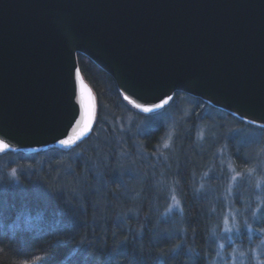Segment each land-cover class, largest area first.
I'll return each mask as SVG.
<instances>
[{"label":"water","instance_id":"1","mask_svg":"<svg viewBox=\"0 0 264 264\" xmlns=\"http://www.w3.org/2000/svg\"><path fill=\"white\" fill-rule=\"evenodd\" d=\"M78 56L141 113L183 94L264 129V0H0V152L89 137Z\"/></svg>","mask_w":264,"mask_h":264},{"label":"trees","instance_id":"2","mask_svg":"<svg viewBox=\"0 0 264 264\" xmlns=\"http://www.w3.org/2000/svg\"><path fill=\"white\" fill-rule=\"evenodd\" d=\"M77 61L95 105L89 137L35 154L0 152V264H208L220 216H214V204L197 202L192 193L209 171L219 177L217 157L192 175V165L184 163L187 156L179 154L182 162L156 148L164 127L154 122L186 103L190 112L180 119L190 142L197 119L208 111L213 126L229 123L263 136L264 129L183 94H175L162 114L132 112L109 76L86 58ZM116 122L124 123L123 132ZM142 124L145 131H140ZM177 137L174 131V154ZM226 138L230 147L218 146L214 152L229 150L230 156L221 157L238 171L256 167L233 155L240 150L239 135L230 132ZM166 168L173 178H161ZM151 169L158 172L152 175ZM178 169L181 176L175 179L172 172ZM124 171L138 176L136 187L127 186ZM172 195L179 212L167 213Z\"/></svg>","mask_w":264,"mask_h":264},{"label":"rangeland","instance_id":"3","mask_svg":"<svg viewBox=\"0 0 264 264\" xmlns=\"http://www.w3.org/2000/svg\"><path fill=\"white\" fill-rule=\"evenodd\" d=\"M185 104L172 107L157 118L156 123L154 122V124H162L164 127L163 135L156 148L171 151L172 156H179L182 162L183 159L180 155L187 156L184 163L192 165V175L199 173L212 159L217 157L215 164L219 177L216 176V173L209 171L203 177L206 182L199 186L196 193H192L197 202H205L210 207L214 204L218 212L214 216H220L218 229L214 230L212 235L214 253L208 264H264V150L261 149V145L264 144V136L248 134L247 131H242L229 123H217L213 126L212 112L208 111L197 119L199 125L193 129L194 141L190 142L187 135L188 130L184 127L185 122L180 119L190 112L189 105ZM129 110L139 112L132 106H129ZM164 111L165 109H162L159 113L162 114ZM128 123L130 124L131 121ZM123 124L116 122L118 132L125 130L126 127ZM140 127L142 129L140 131H145L143 130L144 124ZM174 131L178 134V141L175 144L176 154L173 153L170 146ZM230 132H235L241 139L240 150L238 148L232 151L233 155H237L245 162H252L251 164L256 167L251 166L238 171L226 158L227 155L230 156L229 150L224 152L215 150L214 152V148L218 146H222L224 149L225 146L230 147V142L226 138ZM166 142L167 147L164 146ZM168 157L170 161L174 160L171 155ZM182 162L181 166H183ZM180 169L172 172L175 179H178L179 175L181 176ZM157 172V169L156 171L151 169L152 175ZM168 172L169 168L161 171L163 174L161 178L168 180L172 177L168 175ZM122 177L128 180L126 184L129 188L139 184L138 176L129 171L122 172ZM135 193L139 194L140 192L136 191ZM173 197L172 195L170 198L167 213L179 212V204ZM162 228L165 229L163 226Z\"/></svg>","mask_w":264,"mask_h":264},{"label":"snow or ice","instance_id":"4","mask_svg":"<svg viewBox=\"0 0 264 264\" xmlns=\"http://www.w3.org/2000/svg\"><path fill=\"white\" fill-rule=\"evenodd\" d=\"M125 99L127 100L128 97H125ZM172 98L169 97L168 99H164L162 100L160 103H155V102H152V106H142L140 103H136L134 106L145 112V113H151V112H154L158 109H161V108H164L168 103L169 101L171 100ZM129 103H132V101H129ZM82 107H83V118H84V121H85V127L84 129L81 131V136H83L87 131H88V128L90 126V123L93 119V115H94V112H93V108L90 104H83L82 103ZM72 143V141L70 140H61L60 141V144L61 145H64V146H67V145H70ZM165 147L168 146L167 142L165 143L164 145ZM6 147V146H5ZM173 199H175V197H173Z\"/></svg>","mask_w":264,"mask_h":264}]
</instances>
